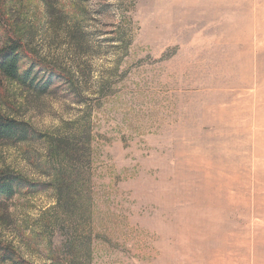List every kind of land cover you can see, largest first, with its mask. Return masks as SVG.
I'll use <instances>...</instances> for the list:
<instances>
[{"label": "rangeland", "instance_id": "1", "mask_svg": "<svg viewBox=\"0 0 264 264\" xmlns=\"http://www.w3.org/2000/svg\"><path fill=\"white\" fill-rule=\"evenodd\" d=\"M0 10V48L55 75L0 76V112L43 136L0 142V172L44 185L0 203V244L27 264H264V0Z\"/></svg>", "mask_w": 264, "mask_h": 264}, {"label": "trees", "instance_id": "2", "mask_svg": "<svg viewBox=\"0 0 264 264\" xmlns=\"http://www.w3.org/2000/svg\"><path fill=\"white\" fill-rule=\"evenodd\" d=\"M2 17L0 10V23H2ZM23 60L22 44L19 41L7 40L5 46L0 48V76L23 87L38 90L42 93L47 92L53 83L55 75L52 73L47 78L43 77L40 79L38 76L39 71L35 70L36 66H33V64L26 70H22ZM42 138L43 136L37 133L29 124L9 118L0 112V142L18 145L41 140ZM73 139L79 140L81 138ZM86 141L90 145L89 138ZM77 152H80V150H76ZM84 152L89 154L90 148H86ZM43 187L44 185L34 184L18 173L2 171L0 172V203L11 200L21 191L25 190L30 194H35L41 191ZM0 264H27V262L11 246L0 244Z\"/></svg>", "mask_w": 264, "mask_h": 264}]
</instances>
